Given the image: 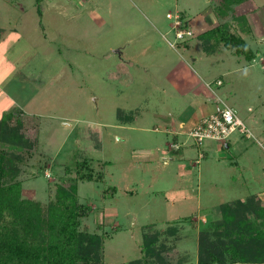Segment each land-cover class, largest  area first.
Returning <instances> with one entry per match:
<instances>
[{"label": "rangeland", "instance_id": "1", "mask_svg": "<svg viewBox=\"0 0 264 264\" xmlns=\"http://www.w3.org/2000/svg\"><path fill=\"white\" fill-rule=\"evenodd\" d=\"M230 33L252 61L226 47ZM0 37V87H33L20 94L33 142L22 195L47 202L65 165L92 158L104 177L78 182L89 208L80 228L106 234L103 263L142 258L149 234L173 264L182 253L197 264L199 232L221 204L252 194L264 204V146L239 129L230 146L189 131L221 97L264 145L251 122L264 115V0H0ZM188 110L197 113L180 126Z\"/></svg>", "mask_w": 264, "mask_h": 264}, {"label": "trees", "instance_id": "2", "mask_svg": "<svg viewBox=\"0 0 264 264\" xmlns=\"http://www.w3.org/2000/svg\"><path fill=\"white\" fill-rule=\"evenodd\" d=\"M223 37L236 55L247 61L256 57L244 38L235 33ZM12 119L8 113L0 120V264H105L106 234L80 228L89 208L78 197L79 181L99 182L104 174L93 167L92 158L84 156L65 165V176L47 202L24 197L20 176L29 164L33 142L25 137L21 120L13 124ZM219 210L220 217L199 232L197 264H264L263 202L252 194L245 200L223 203ZM176 232V227L168 229V233ZM157 239L145 234L143 257L129 264H173L165 256L166 244H156ZM183 255L178 264L185 262Z\"/></svg>", "mask_w": 264, "mask_h": 264}, {"label": "built area", "instance_id": "3", "mask_svg": "<svg viewBox=\"0 0 264 264\" xmlns=\"http://www.w3.org/2000/svg\"><path fill=\"white\" fill-rule=\"evenodd\" d=\"M176 19V27H179L182 22L178 14ZM176 35L177 38L183 39L186 35H192V31L191 29L184 30L178 28ZM217 84H222V80H217ZM236 129L244 133L247 138H255L259 145L262 147L264 146L263 143L246 128L244 123L237 116L235 110L224 102L221 97H217L215 110L208 116L203 117L195 127L192 128L190 134L200 144L206 139H214L224 143Z\"/></svg>", "mask_w": 264, "mask_h": 264}, {"label": "crops", "instance_id": "4", "mask_svg": "<svg viewBox=\"0 0 264 264\" xmlns=\"http://www.w3.org/2000/svg\"><path fill=\"white\" fill-rule=\"evenodd\" d=\"M211 1V0H210ZM1 38V37H0ZM262 59V58H261ZM234 78V77H233ZM218 80H222V79H218ZM223 83V81H222ZM25 84H28V82L26 81H22L20 82L19 80H10L6 85L5 87L6 88H3V87H0V120L3 118L4 114H8V112L12 111V110H15V114L16 115H20L18 116L19 120H24V116L25 114L27 113V109H24L25 106H31L30 104V101L29 99H21L20 98V94L22 92V90L24 88H33V87H29V85H26L27 87H24ZM11 86V87H10ZM33 86V85H32ZM28 89V90H29ZM210 98L212 97L210 94H209ZM200 98V99H199ZM204 98V96H198L197 99H199L200 101H202ZM214 99V96L212 97V101ZM201 104L204 103V102H200ZM203 106L206 107V110L207 112V115L205 116H208L209 114H211L214 110H212V105L209 107V106H206V104H204ZM205 110V112H206ZM197 113V110H188V113H184V114H180L178 115V119L180 121V126H185V124H181V122H187L188 120L190 121L192 119V117ZM15 118V116H14ZM13 118V119H14ZM17 118V119H18ZM263 119L262 121V125L263 127H261L260 125V120ZM193 120V119H192ZM201 120V118H199L197 120L196 118V121H194V123L191 125V128L189 129V131L192 130L193 127H195V125ZM254 125V127H257L258 129H263L264 130V115H261L260 118H259V121L258 120H255V121H251ZM176 133V132H175ZM175 142H178V141H175ZM228 142V144H227ZM224 143V145L226 146H230V142L227 141Z\"/></svg>", "mask_w": 264, "mask_h": 264}]
</instances>
